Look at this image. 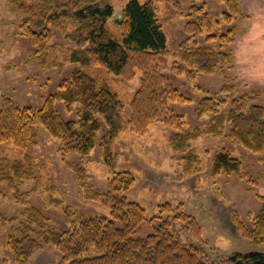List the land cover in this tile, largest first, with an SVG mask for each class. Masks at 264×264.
<instances>
[{"label":"trees","instance_id":"trees-1","mask_svg":"<svg viewBox=\"0 0 264 264\" xmlns=\"http://www.w3.org/2000/svg\"><path fill=\"white\" fill-rule=\"evenodd\" d=\"M226 2L228 10L223 18L231 24L241 8L239 0ZM13 7L24 15L21 30L25 35L33 37L37 56L43 62L47 56L59 58L62 55L67 62L78 65L61 84L58 98L64 100L69 108L74 103H80V114L78 120L63 118L54 105L56 96L50 97L38 110L31 106L20 107L7 98L0 105V144L11 141L22 150L29 151L36 136V125L40 122L51 135L63 141L66 151H74L86 158L96 144L97 132L104 121L108 126L102 143L104 159L111 166H116L112 151L114 138L127 126L135 129L136 124L142 123L148 127L149 123L157 120L181 129V132L170 138V142L174 149L187 151L182 157L186 161L183 164L185 173L198 169L195 164L198 166L201 158L190 149L189 142L202 134L220 136L226 131L224 135L227 141L238 143L253 153L264 154V105L258 102L260 93L257 91L235 93L239 77H231L226 67L228 64L232 67L234 51L223 52L194 46L197 37L204 31L210 33L215 24L205 10V5L193 4L188 10L185 31L189 37L181 42L178 51L168 47L167 34L159 18L158 8L152 1L128 0L121 11H116L111 0H13ZM119 13L121 19L115 22L119 35H116L109 28L108 21ZM55 30L61 32L62 37L72 46L53 42ZM236 31L237 26L232 25L218 37L211 33L208 39L233 43ZM169 55L191 65L188 71L191 78L214 69L224 70L226 81L223 87L219 91H211V94L198 101L197 115H214L209 125L183 130L185 117L177 113L170 102L187 103L191 99L163 75ZM62 63L61 59L59 64ZM99 65L116 74H123L130 68L144 72L141 88L131 102L134 111L130 121L123 120L122 98L104 79ZM96 66L98 69L92 71ZM172 69L180 74L184 72V67L177 62H174ZM1 160V179L13 182L22 164L7 167ZM246 169L243 161L229 149L223 148L213 157L214 176L225 172L241 177L247 172ZM76 173L79 176L78 170ZM23 175H27V172L24 171ZM263 179L264 170L256 178L248 174L251 188L260 185ZM134 183L135 178L129 171H120L110 181L106 193H88V197L106 204L111 216H74L70 229L49 226L48 220L36 208H30L29 214L23 217L26 224L17 228L18 234L11 233L8 237L7 245L14 253L15 262L27 264L33 252L41 247V243L32 234L34 231L44 242L54 244L62 253L57 264L217 263L208 259L202 244L205 243L202 239V226L181 206L178 211L169 204L163 205L160 214L149 223L144 207L137 201L129 200L125 194ZM256 196L260 208L251 219L252 225L246 224L238 210L233 212V222L242 237L254 243H264V194ZM6 220L0 214V221ZM172 221L189 226L199 243L185 242L179 230L172 226ZM31 223L36 224L40 230L36 231ZM145 224L151 225L153 231L144 236L137 235L138 229ZM90 246L95 247L97 255L89 254ZM3 262L0 258V264ZM218 263L264 264V252L234 251Z\"/></svg>","mask_w":264,"mask_h":264},{"label":"rangeland","instance_id":"rangeland-1","mask_svg":"<svg viewBox=\"0 0 264 264\" xmlns=\"http://www.w3.org/2000/svg\"><path fill=\"white\" fill-rule=\"evenodd\" d=\"M111 1L116 11H121L128 0ZM141 1H152L157 6L159 18L167 34L168 47L177 51L181 42L189 37L185 31L188 10L193 4L205 5V10L215 24L210 33L204 31L197 37L194 46L223 52L233 50L235 55L240 36L246 31V25L250 24L246 3L249 1L256 6H264L263 0H239L241 11L228 24L223 18L228 10L226 0ZM120 15L121 13L108 21L109 28L116 35H119V29L115 22L121 19H117ZM23 18L24 15L13 7V0H0V105L10 98L20 107L31 106L38 110L50 97L56 96L54 105L62 117L66 120H78L80 103H74L69 108L64 100L58 98L61 84L78 65L67 62L62 55L59 58L54 55L47 56L43 62L37 56L33 37L25 35L21 30ZM232 25L237 26L235 42L223 43L208 39L211 33L218 37ZM52 40L63 43L64 46H72L57 30L53 32ZM256 57L257 55L253 56L254 59ZM61 59L63 63L60 65ZM167 61L168 67L163 69V75L191 99L187 103L170 102L172 108L185 117L183 130L209 125L214 115H197L198 101L211 91L216 92L223 87L226 81L224 70L214 69L191 78L188 72L191 65H186L172 55H169ZM174 62L184 67L182 74L172 69ZM236 65L237 56L233 58L232 67L226 65L231 77H239L235 84L238 89L235 93L257 91L260 93L258 102L264 105V81L261 85L252 86L244 79L245 66L253 74L262 75L263 69H255L249 61L245 66L238 65V70ZM97 69L98 66L93 67L92 71ZM99 69L105 76L104 79L122 98L123 120L130 121L134 111L131 102L141 88L144 72L130 68L123 74H116L102 65H99ZM136 125L135 129L127 126L112 142L116 166H111L104 159L102 143L108 131L104 121L97 132L96 144L86 158L74 151H66L63 141L51 135L40 122L36 125V136L29 151L22 150L11 141L0 144L2 163L8 165L7 167L22 164L19 175H15L13 182L1 179L0 170V214L7 218L6 221H0V258L4 260L3 264H17L14 253L7 245L8 237L11 233L18 234L17 228L26 224L23 217L26 213L29 214L28 210L32 207L48 220L46 222L49 226L55 228L70 229L74 216L92 214L110 217V208L87 194L93 191L106 193L110 181L120 171H129L135 178V183L125 194L129 200L137 201L144 207L149 223L160 214V208L168 204L176 210L181 206L187 214L194 216L202 226V239L205 242L202 244L208 259L215 260V264H219L218 261L234 251L264 252V243H254L242 237L233 222V212L238 210L246 224L251 226V219L260 208L256 194H264V179L260 185L251 188L248 174L256 178L263 172L264 154L253 153L238 143L227 141L224 135L226 131L220 136L202 134L189 142L190 149L196 151L201 158L199 165L195 164L198 169L185 173L183 164L186 161L182 157L187 151L174 149L170 142V138L181 132V129L157 120L149 123L148 127L142 123ZM223 148L229 149L243 161L248 174L244 172L241 177L235 173L223 172L215 176L212 174L213 157ZM75 170L79 171V176ZM24 171L27 175H23ZM250 188L255 190L251 192ZM31 226L36 231L40 230L34 223ZM172 226L179 230L185 242L199 243L193 236L194 232L185 223L172 221ZM152 231L153 227L145 224L138 229L137 235L144 236ZM32 234L41 243V247L33 252L27 264H57L62 257L58 248L52 243L44 242L34 231ZM88 251L90 255L98 254L93 246Z\"/></svg>","mask_w":264,"mask_h":264},{"label":"crops","instance_id":"crops-1","mask_svg":"<svg viewBox=\"0 0 264 264\" xmlns=\"http://www.w3.org/2000/svg\"><path fill=\"white\" fill-rule=\"evenodd\" d=\"M245 7L250 14V24L246 25V31L241 34L237 44L235 55V57L237 56L236 69L238 65L242 64L245 66L249 61L255 69H260L261 67L264 73V6H256L254 2L250 3L248 1ZM256 55L257 57L254 59L253 56ZM244 70V79L252 86L255 84L261 85L264 81V74H262L263 77L261 73L253 74L251 71H247L246 66ZM261 79L262 81L257 82V80Z\"/></svg>","mask_w":264,"mask_h":264},{"label":"water","instance_id":"water-1","mask_svg":"<svg viewBox=\"0 0 264 264\" xmlns=\"http://www.w3.org/2000/svg\"><path fill=\"white\" fill-rule=\"evenodd\" d=\"M121 18V15L120 16H118V18L117 19H120Z\"/></svg>","mask_w":264,"mask_h":264}]
</instances>
